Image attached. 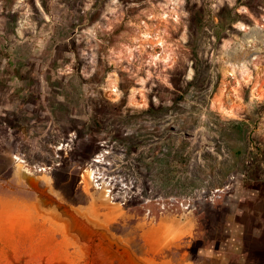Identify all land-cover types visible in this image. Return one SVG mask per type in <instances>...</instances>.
I'll return each mask as SVG.
<instances>
[{
    "label": "rangeland",
    "instance_id": "obj_1",
    "mask_svg": "<svg viewBox=\"0 0 264 264\" xmlns=\"http://www.w3.org/2000/svg\"><path fill=\"white\" fill-rule=\"evenodd\" d=\"M10 85L0 264H264V0H0Z\"/></svg>",
    "mask_w": 264,
    "mask_h": 264
},
{
    "label": "crops",
    "instance_id": "obj_2",
    "mask_svg": "<svg viewBox=\"0 0 264 264\" xmlns=\"http://www.w3.org/2000/svg\"><path fill=\"white\" fill-rule=\"evenodd\" d=\"M1 88V86H0ZM13 85L10 86H4V90H0V95L2 97V100H4V103H8V104H13ZM13 196V195H12ZM1 240L2 238H0V246H1Z\"/></svg>",
    "mask_w": 264,
    "mask_h": 264
},
{
    "label": "built area",
    "instance_id": "obj_3",
    "mask_svg": "<svg viewBox=\"0 0 264 264\" xmlns=\"http://www.w3.org/2000/svg\"><path fill=\"white\" fill-rule=\"evenodd\" d=\"M110 90H111V92H116V88L115 87H111ZM202 191H203V193H205V190H202ZM169 201L172 204L174 200H173V198H169ZM180 206L183 207L184 209H187L189 207V203H187L185 205H183L182 203H180Z\"/></svg>",
    "mask_w": 264,
    "mask_h": 264
},
{
    "label": "trees",
    "instance_id": "obj_4",
    "mask_svg": "<svg viewBox=\"0 0 264 264\" xmlns=\"http://www.w3.org/2000/svg\"><path fill=\"white\" fill-rule=\"evenodd\" d=\"M202 24H203V22L201 24H199V25H202Z\"/></svg>",
    "mask_w": 264,
    "mask_h": 264
},
{
    "label": "flooded vegetation",
    "instance_id": "obj_5",
    "mask_svg": "<svg viewBox=\"0 0 264 264\" xmlns=\"http://www.w3.org/2000/svg\"><path fill=\"white\" fill-rule=\"evenodd\" d=\"M81 116H78V118H80Z\"/></svg>",
    "mask_w": 264,
    "mask_h": 264
},
{
    "label": "water",
    "instance_id": "obj_6",
    "mask_svg": "<svg viewBox=\"0 0 264 264\" xmlns=\"http://www.w3.org/2000/svg\"><path fill=\"white\" fill-rule=\"evenodd\" d=\"M73 225V224H72ZM79 230H81V228H79Z\"/></svg>",
    "mask_w": 264,
    "mask_h": 264
}]
</instances>
